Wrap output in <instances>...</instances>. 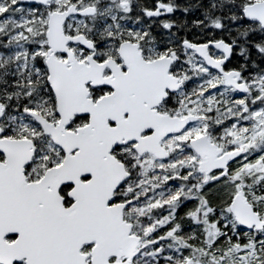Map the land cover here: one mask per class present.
<instances>
[{
	"label": "snow or ice",
	"instance_id": "snow-or-ice-1",
	"mask_svg": "<svg viewBox=\"0 0 264 264\" xmlns=\"http://www.w3.org/2000/svg\"><path fill=\"white\" fill-rule=\"evenodd\" d=\"M0 264H264V0H0Z\"/></svg>",
	"mask_w": 264,
	"mask_h": 264
}]
</instances>
